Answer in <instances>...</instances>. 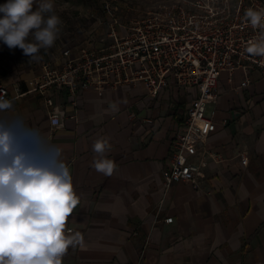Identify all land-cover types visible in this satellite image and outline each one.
<instances>
[{
	"label": "crops",
	"instance_id": "obj_1",
	"mask_svg": "<svg viewBox=\"0 0 264 264\" xmlns=\"http://www.w3.org/2000/svg\"><path fill=\"white\" fill-rule=\"evenodd\" d=\"M136 19L119 20V34H128ZM112 24L109 17L88 44L95 55L112 51ZM38 77L5 80L12 107L0 112V122L12 125L21 149L40 159L37 140L25 129L59 148L69 168L79 203L66 231L78 232L81 241L61 264H264V72L222 73L219 99L208 108L217 127L203 145L216 157L197 182L169 188L163 171L196 87L177 86L170 76L156 96L142 80L74 92L36 87ZM50 97L62 110L60 126L51 124ZM101 137L109 139L106 154L116 165L110 176L91 167L92 145Z\"/></svg>",
	"mask_w": 264,
	"mask_h": 264
},
{
	"label": "built area",
	"instance_id": "obj_2",
	"mask_svg": "<svg viewBox=\"0 0 264 264\" xmlns=\"http://www.w3.org/2000/svg\"><path fill=\"white\" fill-rule=\"evenodd\" d=\"M249 8H264V0H162L155 9L137 18L133 29L123 36L116 29L118 20L113 18L109 33L112 51L95 55L88 45H80L77 52L65 49L62 62L56 66L45 63L35 80L36 87L68 86L75 92L89 85L102 88L142 80L156 96L170 76L177 86L196 87L198 93L174 140L163 182L166 188L179 181L197 182L201 170L216 157L203 145L217 127L208 108L219 99L222 73L264 72V57L245 51L258 33L245 20ZM249 81L246 77L242 86ZM0 96L10 99L8 84L0 83ZM47 101L51 105V124L62 125V110L51 97ZM54 120L58 123L53 124ZM198 153L199 160L192 159ZM247 161L248 156H242V162Z\"/></svg>",
	"mask_w": 264,
	"mask_h": 264
},
{
	"label": "clouds",
	"instance_id": "obj_3",
	"mask_svg": "<svg viewBox=\"0 0 264 264\" xmlns=\"http://www.w3.org/2000/svg\"><path fill=\"white\" fill-rule=\"evenodd\" d=\"M244 15L258 30L245 51L264 57V8H249ZM62 24L52 0L0 4V43L10 50L21 49L31 60H39L40 50L55 44ZM11 107L12 101L0 96V112ZM25 132L37 140L44 159L21 149L12 125L0 122V264H61L68 248L81 241L78 232L66 231L79 197L69 168L60 159V149L46 146L30 130ZM110 148L105 137L92 145L96 155L91 167L108 176L116 167L106 154Z\"/></svg>",
	"mask_w": 264,
	"mask_h": 264
},
{
	"label": "rangeland",
	"instance_id": "obj_4",
	"mask_svg": "<svg viewBox=\"0 0 264 264\" xmlns=\"http://www.w3.org/2000/svg\"><path fill=\"white\" fill-rule=\"evenodd\" d=\"M162 0H52L63 24L55 44L47 50L41 49L39 60H31L17 48L10 50L0 43V83L19 80L42 74L45 63L60 56L65 49L74 52L80 45L94 43L98 30L103 28L109 17L119 22L130 23L155 9ZM5 1L0 0V4ZM35 9V5H34Z\"/></svg>",
	"mask_w": 264,
	"mask_h": 264
}]
</instances>
